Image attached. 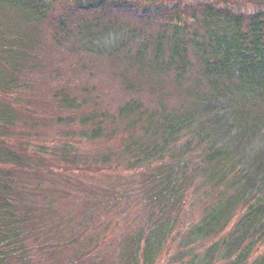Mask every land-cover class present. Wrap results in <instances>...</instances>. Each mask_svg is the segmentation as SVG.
Returning a JSON list of instances; mask_svg holds the SVG:
<instances>
[{"label": "trees", "instance_id": "trees-1", "mask_svg": "<svg viewBox=\"0 0 264 264\" xmlns=\"http://www.w3.org/2000/svg\"><path fill=\"white\" fill-rule=\"evenodd\" d=\"M48 19L57 44L129 61L127 92L159 93L155 104L130 97L114 115L128 133L116 162L141 170L129 185L144 206L111 264H264V0H0V264H104L89 257L98 248L85 237L89 205L110 212L109 203L90 190L77 222L86 230L64 240L80 216L57 206L69 196L64 180H44L54 166L5 142L23 118L9 94L36 69ZM62 104L81 108L65 91ZM76 115L70 122L94 124L80 136L104 135L106 112ZM52 155L59 172L112 163L106 153L82 163Z\"/></svg>", "mask_w": 264, "mask_h": 264}, {"label": "rangeland", "instance_id": "rangeland-1", "mask_svg": "<svg viewBox=\"0 0 264 264\" xmlns=\"http://www.w3.org/2000/svg\"><path fill=\"white\" fill-rule=\"evenodd\" d=\"M64 3L58 2L56 8L62 9ZM245 6L251 7L250 4ZM62 43L64 42L57 44L54 41L53 29L48 19L41 27L39 44L34 46L36 69L25 72L22 86L16 92L9 94L23 118L9 130L5 142L31 159L39 156L45 158L46 164L43 168L48 164L55 168L59 166V158L52 155L55 150L68 151L70 157H76L79 163L88 157L90 160L94 159L100 153L111 156L112 163L108 165L100 163L88 166L89 169L81 165L79 169L73 167L62 172L53 168L54 171H50L52 173L45 171L46 176H44V180H64L62 186L69 192V196L59 201L57 206L60 212L66 216L76 210L80 212V216L63 234L62 238L66 241L76 235L81 236L82 231L86 230L84 227L79 228L77 222L83 218L84 208L82 209L81 206L84 207V200L90 196V190L96 189V193L100 194L101 206L103 203H109L110 208L107 211L110 212L89 205L91 216L95 219L94 224L89 225L85 239L90 237L93 246L95 243V247L98 248L91 252L90 258L96 260L95 256L99 255L104 264H111L123 241V230H132L137 213L141 205L144 206L133 196L137 195L136 186L129 185L130 182L140 178L141 170H134L132 175V170H126L116 162L122 141L128 133L125 132L123 122L115 119L114 115L130 97H142L145 102L152 101L155 104L159 93L151 95L142 90L141 93L134 94L124 89L121 73L129 61L119 62L118 59L115 61L93 57L69 48L71 45L68 43ZM137 81L146 85L142 80ZM64 91L77 100V105L81 107L79 110L70 109L62 104ZM94 110L97 111L99 118H103L102 113L105 112L109 118L103 122L104 135L91 140L80 136L79 133L80 129H91L94 124L82 127L77 119L74 123L73 120L70 122V118ZM64 145L66 148L63 147ZM102 190L110 192L101 193ZM113 191H124L127 194L113 200ZM89 204H92L91 201ZM112 204L116 205L112 206ZM189 207L191 208L192 205H186V214L189 212L194 214L196 207H193L192 211ZM63 251L64 254L69 255L72 249ZM58 260V264H69L64 259ZM86 264H90V261Z\"/></svg>", "mask_w": 264, "mask_h": 264}]
</instances>
